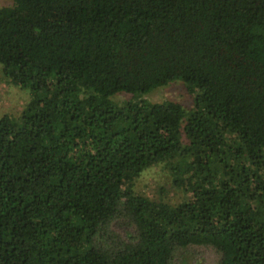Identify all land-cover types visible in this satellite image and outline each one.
Here are the masks:
<instances>
[{"label":"trees","instance_id":"1","mask_svg":"<svg viewBox=\"0 0 264 264\" xmlns=\"http://www.w3.org/2000/svg\"><path fill=\"white\" fill-rule=\"evenodd\" d=\"M10 1L0 71L28 99L0 114V264H173L189 246L264 264V0ZM174 78L186 110L141 96ZM170 158L185 199L133 188Z\"/></svg>","mask_w":264,"mask_h":264},{"label":"rangeland","instance_id":"2","mask_svg":"<svg viewBox=\"0 0 264 264\" xmlns=\"http://www.w3.org/2000/svg\"><path fill=\"white\" fill-rule=\"evenodd\" d=\"M10 2V0H0V6L10 4ZM129 95V93L121 92L114 94L111 98L113 101L119 102ZM192 95L194 94L189 93L185 82L179 78L157 85L141 94L142 97L150 101L164 99L177 101L184 110L191 105ZM27 99L28 93L7 82L0 71V114L7 112L17 115ZM173 160L170 158L169 160L158 161L142 169L134 181L133 188L152 199H163L174 205L178 204L187 197V192L175 186L171 181L168 167ZM112 227L119 233H123V226L113 223ZM216 257V253L210 247L189 246L176 253L173 264H214Z\"/></svg>","mask_w":264,"mask_h":264}]
</instances>
